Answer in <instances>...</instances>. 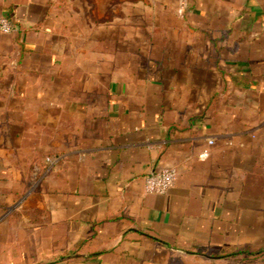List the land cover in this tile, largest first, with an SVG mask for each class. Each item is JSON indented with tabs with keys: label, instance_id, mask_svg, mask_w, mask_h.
<instances>
[{
	"label": "crops",
	"instance_id": "crops-1",
	"mask_svg": "<svg viewBox=\"0 0 264 264\" xmlns=\"http://www.w3.org/2000/svg\"><path fill=\"white\" fill-rule=\"evenodd\" d=\"M89 1L0 0V264H264V0Z\"/></svg>",
	"mask_w": 264,
	"mask_h": 264
},
{
	"label": "built area",
	"instance_id": "built-area-1",
	"mask_svg": "<svg viewBox=\"0 0 264 264\" xmlns=\"http://www.w3.org/2000/svg\"><path fill=\"white\" fill-rule=\"evenodd\" d=\"M183 12L184 8L181 5L178 13L182 14ZM14 31L13 22L7 17H0V33L11 34ZM176 178L177 172L174 168H163L159 172H152L144 178V192L147 195H164L173 188Z\"/></svg>",
	"mask_w": 264,
	"mask_h": 264
},
{
	"label": "rangeland",
	"instance_id": "rangeland-1",
	"mask_svg": "<svg viewBox=\"0 0 264 264\" xmlns=\"http://www.w3.org/2000/svg\"><path fill=\"white\" fill-rule=\"evenodd\" d=\"M83 5H85V6H88V5H90V4H93V2H90L89 0H83ZM97 7H98V9H99V11L100 10H102V6H103V4L105 3V0H97ZM113 4H117V2H116V0H113ZM94 5V4H93ZM99 20H103V19H99Z\"/></svg>",
	"mask_w": 264,
	"mask_h": 264
},
{
	"label": "trees",
	"instance_id": "trees-1",
	"mask_svg": "<svg viewBox=\"0 0 264 264\" xmlns=\"http://www.w3.org/2000/svg\"><path fill=\"white\" fill-rule=\"evenodd\" d=\"M241 251H237L236 253H233L234 255H237V254H239ZM245 252V251H244ZM243 252V253H244ZM262 253H264V247L263 248H261V249H258L255 253H248V254H250V255H252V256H254V255H260V254H262ZM226 256H229V255H226Z\"/></svg>",
	"mask_w": 264,
	"mask_h": 264
}]
</instances>
